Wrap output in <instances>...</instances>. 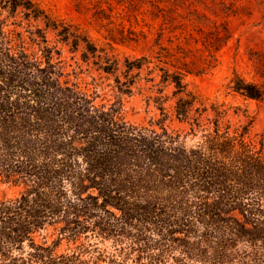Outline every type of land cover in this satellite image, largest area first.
Masks as SVG:
<instances>
[{"label":"trees","instance_id":"obj_1","mask_svg":"<svg viewBox=\"0 0 264 264\" xmlns=\"http://www.w3.org/2000/svg\"><path fill=\"white\" fill-rule=\"evenodd\" d=\"M64 46L98 59L120 95L133 93L144 70L147 83L158 71L164 119L134 124L121 100L97 104L96 93L65 81ZM102 52L34 0H0V184L21 188L0 198V264H264V140L188 90L194 69L180 62L181 46L162 48L157 61ZM169 87L188 131L162 124ZM229 90L264 100V87L239 75ZM50 228L59 238L36 242ZM83 237L111 241L114 254L83 245L57 253L62 240Z\"/></svg>","mask_w":264,"mask_h":264},{"label":"rangeland","instance_id":"obj_2","mask_svg":"<svg viewBox=\"0 0 264 264\" xmlns=\"http://www.w3.org/2000/svg\"><path fill=\"white\" fill-rule=\"evenodd\" d=\"M34 1L52 17L79 26L92 43L104 50L102 56L106 53L121 63L143 56L157 61L155 57L162 48L175 52L181 46L187 55L180 62L189 63L194 69L185 79L188 90L196 93L205 106L217 105L226 110L224 122L230 121L234 126L250 125V138L257 143L264 140V100L246 99L229 90L235 75L264 87V0ZM48 37L55 44V33L50 32ZM62 50L64 80L77 83L89 94L96 93L97 104L121 100L124 115L134 124L154 123L156 126L164 119L154 100L160 97L158 71L151 75L155 81L147 83L144 70L133 93L120 95L115 77L97 71L94 62L98 59L84 62L82 49L75 54L68 46ZM172 91L169 87L164 92V96L169 97L164 105L169 117L162 124L170 130L188 131L189 124L174 117L176 99ZM208 116L213 118V112L209 111ZM196 140L189 136L188 143ZM20 192L19 187L0 184V198L16 197ZM44 237L52 244L59 234L50 228L38 236L36 242L42 243ZM80 245L90 249L98 247L109 257L115 252L111 241L83 237L76 243L62 240L57 253H70ZM114 258L116 262H123L119 255ZM101 264L118 263L108 259ZM125 264L133 263L129 260Z\"/></svg>","mask_w":264,"mask_h":264}]
</instances>
